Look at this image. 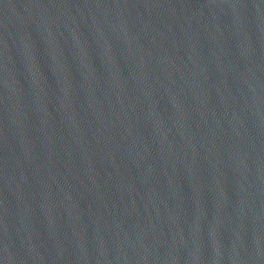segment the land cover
Returning a JSON list of instances; mask_svg holds the SVG:
<instances>
[{
    "label": "water",
    "instance_id": "95a60500",
    "mask_svg": "<svg viewBox=\"0 0 264 264\" xmlns=\"http://www.w3.org/2000/svg\"><path fill=\"white\" fill-rule=\"evenodd\" d=\"M0 264H264V0H0Z\"/></svg>",
    "mask_w": 264,
    "mask_h": 264
}]
</instances>
